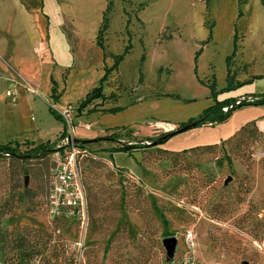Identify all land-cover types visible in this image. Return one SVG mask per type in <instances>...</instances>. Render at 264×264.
Returning a JSON list of instances; mask_svg holds the SVG:
<instances>
[{"label": "rangeland", "instance_id": "374dc122", "mask_svg": "<svg viewBox=\"0 0 264 264\" xmlns=\"http://www.w3.org/2000/svg\"><path fill=\"white\" fill-rule=\"evenodd\" d=\"M261 99L264 0H0V229L39 251L0 264H181L189 232L196 264H264V134L238 131L264 103L199 124ZM47 142L78 152L86 232L49 214L52 155L23 157Z\"/></svg>", "mask_w": 264, "mask_h": 264}, {"label": "built area", "instance_id": "2783aa9c", "mask_svg": "<svg viewBox=\"0 0 264 264\" xmlns=\"http://www.w3.org/2000/svg\"><path fill=\"white\" fill-rule=\"evenodd\" d=\"M240 102L238 101L237 104ZM72 110L73 107L70 106L59 114L65 121L69 122ZM224 111H228V108H224ZM67 142L64 143L65 146H76L72 137ZM57 146L55 148L56 151L51 154L55 165L52 167L49 176L47 194L49 214L54 219L74 222L79 225L82 231L86 232L90 221L89 204L86 190L77 168L78 152L73 149L69 155L63 157L61 151L64 147L58 146L57 148ZM186 243L188 252L182 258L181 264H196L194 258L196 243L192 232L187 233Z\"/></svg>", "mask_w": 264, "mask_h": 264}, {"label": "trees", "instance_id": "16d2710c", "mask_svg": "<svg viewBox=\"0 0 264 264\" xmlns=\"http://www.w3.org/2000/svg\"><path fill=\"white\" fill-rule=\"evenodd\" d=\"M94 94H93L94 96H97L100 99H105L104 95L102 94V92L100 91L99 88L96 89V91H94ZM261 103H264V99L251 100V101L244 100V101H241L239 104H237V102L231 103L228 101H223L220 105V108L217 111H213V112L205 114L203 120L199 124H201V125H215L216 123H221L227 119V117L230 115L232 110L243 107V106H247V105H258ZM227 106H233V108L230 109L227 113H225L223 111V108L227 107ZM56 116L59 120L65 122L64 131L61 133V136L59 137V140H65L66 138L69 137L68 124L59 113H56ZM249 125H253L254 128L256 130H258V132L260 134H264V132L259 131V129L256 127L255 123H251ZM249 125H246L240 131L244 130ZM187 126H189V125H187ZM187 126H182L177 131H179L180 129L187 127ZM171 133H173V132L163 133L160 136H157L156 138H154L152 141L148 140L149 142H151V145H141V144L130 145V146L122 148V149H113V152H115V151H126V152H128L129 150H133L134 148H143V147H147V146H158L160 143L164 142L166 137ZM229 140H231V139H228L224 142H228ZM213 146H217V145H210L209 147H213ZM55 148H56V143H52V144L50 142L42 143V144H39V145L35 146L34 148L30 149L29 151H27V155L24 153L23 157L24 158H26V157L27 158H40V159L45 158V157H50L51 154L56 151ZM197 148H199V147L191 148L190 150L194 151ZM16 150L17 149L12 148L10 144L1 145L0 146V156H1V154L10 155V156L11 155L18 156V153ZM187 151L188 150H184L183 152H187ZM47 194H48V189L46 192V198H47ZM168 235H169V233H167V232L164 233V236H168ZM25 240L26 239H24L23 237H20L19 235L14 236V233L0 229V245L1 246L5 247L7 244H14L13 246L18 250L19 255L23 259H32L34 256H38L39 251H36L35 246L28 248L25 244Z\"/></svg>", "mask_w": 264, "mask_h": 264}, {"label": "water", "instance_id": "95a60500", "mask_svg": "<svg viewBox=\"0 0 264 264\" xmlns=\"http://www.w3.org/2000/svg\"><path fill=\"white\" fill-rule=\"evenodd\" d=\"M191 126H187V127H184L182 129H180L179 131H177L178 133H181V132H185L187 131ZM75 144L77 145H81V144H84L86 143V141H80V140H73ZM151 145V144H150ZM231 181V178L228 179L226 181V183H229ZM163 245L165 246L166 250H167V258L171 261H174L175 260V256H176V251H177V248H178V239L176 237H169V238H165L163 240Z\"/></svg>", "mask_w": 264, "mask_h": 264}, {"label": "crops", "instance_id": "0c3cea01", "mask_svg": "<svg viewBox=\"0 0 264 264\" xmlns=\"http://www.w3.org/2000/svg\"><path fill=\"white\" fill-rule=\"evenodd\" d=\"M253 123H255V125L259 129V131L264 132V117L257 119L256 122H253ZM249 124H251V123L245 124L238 131H240L243 127H245L246 125H249Z\"/></svg>", "mask_w": 264, "mask_h": 264}]
</instances>
